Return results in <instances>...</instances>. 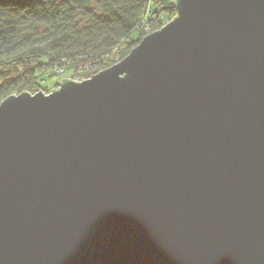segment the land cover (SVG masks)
<instances>
[{"label": "water", "instance_id": "obj_1", "mask_svg": "<svg viewBox=\"0 0 264 264\" xmlns=\"http://www.w3.org/2000/svg\"><path fill=\"white\" fill-rule=\"evenodd\" d=\"M174 7L120 63L0 103V264H264V0Z\"/></svg>", "mask_w": 264, "mask_h": 264}, {"label": "trees", "instance_id": "obj_2", "mask_svg": "<svg viewBox=\"0 0 264 264\" xmlns=\"http://www.w3.org/2000/svg\"><path fill=\"white\" fill-rule=\"evenodd\" d=\"M158 14L153 31L176 17L174 1L0 0V103L48 94L44 83L58 77L57 66L69 77L84 62L95 67L87 77L107 69L114 56L125 58L141 42L143 19ZM114 47L118 53H111Z\"/></svg>", "mask_w": 264, "mask_h": 264}, {"label": "rangeland", "instance_id": "obj_3", "mask_svg": "<svg viewBox=\"0 0 264 264\" xmlns=\"http://www.w3.org/2000/svg\"><path fill=\"white\" fill-rule=\"evenodd\" d=\"M173 1H174V0H173ZM165 25H166V24H165ZM153 27H155V26H153ZM161 28H162V27H161ZM161 28H160V29H161ZM154 29H155V28H154ZM158 30H159V29H158ZM158 30H156V31H158ZM156 31L154 30V31H152V32H150V33H148V34H145L144 37H146L147 35H149V34H151V33L156 32ZM137 35H138V31H136L135 33H133V34L130 36V39H132V40L136 39ZM144 37H143V38H144ZM137 46H138V45H137ZM135 48H136V47H135ZM115 51H117V47H114L113 49H111V53H113V52H115ZM117 53H118V51H117ZM118 57H119V56H118ZM123 59H124V58L119 59L118 62H112L111 65H110L108 68H110V67H112V66H114V65H116V64H118V63H120ZM117 60H118V59H117ZM84 65H87V63L84 62V63H82V64H79L78 66H76V67L73 68V69L78 70L79 68L83 67ZM108 68H107V69H108ZM104 70H106V69H104ZM101 71H103V70H101ZM101 71H98L97 73L91 74V75H89L88 77L85 75V78H84L83 76L79 77V75H77L76 71H75V72L73 71V73H72L71 76L69 77L68 75H65V70H64V73H62L61 76L54 77L53 79H46L44 85L47 86V87H49V89H50L49 92H48V94H49V93L52 92L51 90H53V89H54V90H57V89H58V87H56L55 84H56L57 82H60V81L63 80V79H68V80H71V81H73V82H75V83H82V81H86V80L91 79V76H95V75H97V74H98L99 72H101ZM80 78H81V79H84V80L80 81ZM79 81H80V82H79ZM42 93L45 94V95H48L47 93H44V92H42Z\"/></svg>", "mask_w": 264, "mask_h": 264}, {"label": "built area", "instance_id": "obj_4", "mask_svg": "<svg viewBox=\"0 0 264 264\" xmlns=\"http://www.w3.org/2000/svg\"><path fill=\"white\" fill-rule=\"evenodd\" d=\"M150 1H153V0H150ZM150 10V9H148ZM150 15V13H149ZM161 15L158 14L157 16H146L143 21L141 22L140 25H142V28H143V31L145 34H148L150 32L153 31L155 24H156V21L157 20H160L161 19ZM115 53H117V51H115ZM118 59V60H117ZM119 61V57L118 56H114L113 57V62H118ZM94 65L93 64H87V65H84L83 67L79 68L78 70H76V73L77 75H79V77L83 76L85 78V75L87 73H89L91 70H94ZM54 74H56L57 76H61L62 73H64V70L62 67H58L56 69H54ZM84 79H81L80 78V81H82ZM79 81V82H80Z\"/></svg>", "mask_w": 264, "mask_h": 264}]
</instances>
